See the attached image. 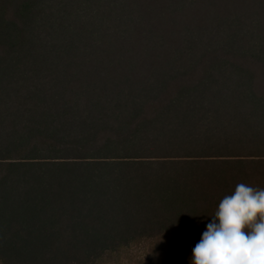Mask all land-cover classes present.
<instances>
[{
    "label": "trees",
    "instance_id": "16d2710c",
    "mask_svg": "<svg viewBox=\"0 0 264 264\" xmlns=\"http://www.w3.org/2000/svg\"><path fill=\"white\" fill-rule=\"evenodd\" d=\"M264 188V0H0V264H190Z\"/></svg>",
    "mask_w": 264,
    "mask_h": 264
},
{
    "label": "clouds",
    "instance_id": "9594fccd",
    "mask_svg": "<svg viewBox=\"0 0 264 264\" xmlns=\"http://www.w3.org/2000/svg\"><path fill=\"white\" fill-rule=\"evenodd\" d=\"M210 217L190 264H264V188L237 184Z\"/></svg>",
    "mask_w": 264,
    "mask_h": 264
}]
</instances>
